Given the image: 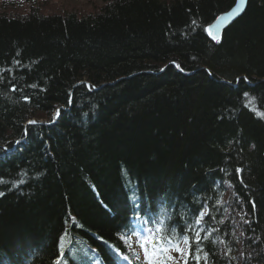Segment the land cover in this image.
Instances as JSON below:
<instances>
[{
  "label": "trees",
  "instance_id": "1",
  "mask_svg": "<svg viewBox=\"0 0 264 264\" xmlns=\"http://www.w3.org/2000/svg\"><path fill=\"white\" fill-rule=\"evenodd\" d=\"M234 3L0 12V264H54L61 236L62 264H137L136 215L201 210L200 264H264V0L205 31Z\"/></svg>",
  "mask_w": 264,
  "mask_h": 264
},
{
  "label": "snow or ice",
  "instance_id": "2",
  "mask_svg": "<svg viewBox=\"0 0 264 264\" xmlns=\"http://www.w3.org/2000/svg\"><path fill=\"white\" fill-rule=\"evenodd\" d=\"M246 0H236V7L232 8L231 11L219 16L217 22L213 25H209L205 28L207 34L211 37L212 40L218 41V33L220 31V24L229 18L234 19L237 15L240 14V5L245 4ZM195 24V21H193ZM19 64L20 61H15ZM2 71H11V69H0ZM163 71V69H161ZM2 78V77H0ZM32 87H36L32 85ZM16 91L15 87L12 89ZM247 96L248 94L245 93ZM24 99L27 101L29 97L25 96ZM30 124L37 123V121H29ZM18 144L19 141H16ZM4 151H7L4 149ZM239 171V170H238ZM23 181H21L22 183ZM3 193H0L2 195ZM133 205V211L138 212V200L139 197L131 199ZM205 210H201L193 224L186 225L183 228L182 232H178L175 228L165 227L164 221L158 220L154 221L155 227H147L149 221L145 220L143 217L136 215L134 219L139 222L140 227L138 230L132 232V236H128L127 233L120 236V239L124 244L131 249V239L132 237L136 238L138 247L143 251V264H177L178 257H173L170 253L175 251L179 254V257H182L184 264H188L189 258L195 260L196 264H200V253L203 251L202 248V239H207V236L202 237L201 232L204 231L201 221L206 215ZM150 219V218H149ZM191 234V235H190ZM64 236L60 237V247L59 255L54 261V264H62L63 259H65V249H64ZM183 244L186 247H181ZM193 245H195V255H193ZM109 251L112 253L114 259L113 264H116L118 260L129 261V256L122 253L119 247H114L109 245ZM137 264L140 262L139 253L133 252ZM207 253H205V258ZM97 264H103L102 258L98 260ZM130 264V261H129Z\"/></svg>",
  "mask_w": 264,
  "mask_h": 264
},
{
  "label": "rangeland",
  "instance_id": "3",
  "mask_svg": "<svg viewBox=\"0 0 264 264\" xmlns=\"http://www.w3.org/2000/svg\"><path fill=\"white\" fill-rule=\"evenodd\" d=\"M36 4L42 6L44 11H89L92 7L99 5L102 3V0H0V12L3 10L11 11V12H26L30 4ZM57 113V112H56ZM55 117L56 114L54 115ZM30 121V120H29ZM136 243L133 247L131 253L133 252L139 253L140 255V263L143 264V251L138 247L136 238L132 237L131 245ZM181 247H186L181 244ZM173 257H178L177 264L183 262V258L179 257V254L173 251L170 253Z\"/></svg>",
  "mask_w": 264,
  "mask_h": 264
},
{
  "label": "water",
  "instance_id": "4",
  "mask_svg": "<svg viewBox=\"0 0 264 264\" xmlns=\"http://www.w3.org/2000/svg\"><path fill=\"white\" fill-rule=\"evenodd\" d=\"M246 4H247V0H246V3H245V4L240 5V9H241L240 14L237 15L234 19L229 18V20H225L223 23L220 24V31H219V33H218V38H220L221 33H222V30H223L227 25H229L231 22H233L237 17H239V16L243 13V11H244V9H245V7H246ZM234 7H236V0H235V3H234L229 9H227L226 11H223V12H221L219 15H217V16H216V17H215V18H214V19H213V20L207 25V27H208L209 25H213V24H215V23L217 22V18H218L219 16H221V15H223V14H225V13L231 11V9L234 8ZM210 38H211V37H210ZM27 123H29V121H27ZM27 123H26V124H27Z\"/></svg>",
  "mask_w": 264,
  "mask_h": 264
},
{
  "label": "bare ground",
  "instance_id": "5",
  "mask_svg": "<svg viewBox=\"0 0 264 264\" xmlns=\"http://www.w3.org/2000/svg\"><path fill=\"white\" fill-rule=\"evenodd\" d=\"M26 136V135H25ZM17 141H19V140H17ZM15 145H16V143H15Z\"/></svg>",
  "mask_w": 264,
  "mask_h": 264
}]
</instances>
